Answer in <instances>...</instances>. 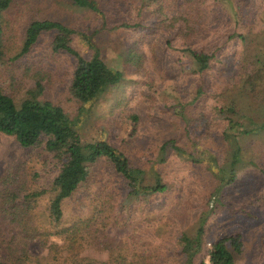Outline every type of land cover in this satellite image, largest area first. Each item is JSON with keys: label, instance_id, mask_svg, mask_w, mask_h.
<instances>
[{"label": "rangeland", "instance_id": "rangeland-1", "mask_svg": "<svg viewBox=\"0 0 264 264\" xmlns=\"http://www.w3.org/2000/svg\"><path fill=\"white\" fill-rule=\"evenodd\" d=\"M96 1L100 12L74 7L67 0H12L2 19L5 56L0 62V85L11 93L14 78L17 81L26 77V68L31 73L37 66L43 68L45 74L49 72L48 78L51 79L46 96L70 111L84 143L107 139L138 165L148 169V159L155 157L159 139L160 125L156 116H160L159 111L166 110L167 105L170 112H174L179 108V97L189 100L195 89L190 79L180 71L176 54L174 56L163 48L161 50L159 39L163 37L160 34L158 38L151 34V29L139 28L135 24L140 20L138 17L132 20L134 23L130 28L118 27L117 23L127 22V17L112 7L111 0ZM257 15L264 17V8L260 7ZM213 16L214 22L210 20L206 29L218 33V36L223 31L230 35L247 34V29L240 23H230L225 17ZM33 19L57 20L68 27L84 30L99 47L105 64L122 71L123 79L82 107L74 106L63 95L74 60L71 56L51 50L53 33H42L27 54L17 61L11 60L20 51L26 27ZM150 22L149 19L145 24ZM257 27L254 25L252 30L255 31ZM231 40L232 37L224 47L230 51L209 71V79L214 86L210 89L211 105L224 106L237 90L248 89L247 83L241 80L243 71L238 67L239 52L247 46L242 41ZM174 44L179 46L180 41L176 40ZM86 46L81 39L76 42L79 50H86ZM233 48L235 53L231 54ZM251 50L245 54L250 55ZM27 77L32 79L29 74ZM22 82L13 85L17 94L13 91L11 94L18 97L24 92V85L27 86L28 81ZM203 108L202 100L198 108H191L190 113H185L188 110L186 107L178 130H184L192 117L205 114ZM243 108L253 110L248 104L246 109L245 105ZM133 114L137 115L139 126L134 133L129 127V117ZM135 136L137 141H133ZM248 145L252 151L248 149L245 156L248 167L243 171L244 175L235 184H213L215 180L207 174L206 168L219 172V150L222 151V148L215 141L212 142L207 131H194L191 148L181 154L170 150L171 154L164 164H160L159 159L155 161L167 190L134 205L123 206L120 204L127 193V186L114 171L110 160L101 157L88 167L85 179L62 206L66 220L75 219L87 214L95 205L96 193L102 192L104 201L114 204L104 233L112 240L110 249H100V242L105 240L100 237L83 238L77 252L66 251L63 239L58 236L51 237V247L43 246L38 238H23L19 228L13 229V225H6V221H3L0 223V254L5 259L11 256L12 259L19 258L28 263L70 264L71 257H75V261L81 263L118 264V257L121 261L125 259L124 263L174 264L173 246L177 239L182 233L192 234L203 216L206 220V247L221 236L237 238V247L230 240L226 241L235 264H264V136H251ZM207 146L211 151L206 149ZM213 154H216L219 162L213 161ZM18 164L26 170L23 177L27 183L36 189L46 187L60 167L57 159L43 148H23L12 136L0 133V175ZM222 178L226 180L227 176L222 175ZM213 188L216 191L211 193ZM49 197V193L40 197L39 205L34 210L35 217L40 220L44 219ZM96 206H100L99 203ZM97 240L98 244L95 243ZM11 241H15L18 248H25V251L16 257L9 255ZM206 262L210 263L208 256L200 264Z\"/></svg>", "mask_w": 264, "mask_h": 264}, {"label": "trees", "instance_id": "trees-1", "mask_svg": "<svg viewBox=\"0 0 264 264\" xmlns=\"http://www.w3.org/2000/svg\"><path fill=\"white\" fill-rule=\"evenodd\" d=\"M67 1L80 9L100 12L96 0ZM111 2L112 7L117 8L118 13L124 14L128 19L127 22L117 23L118 27L128 29L133 26L132 20L138 17L140 20L135 24L139 28L147 27L148 30L151 29V34L158 38L159 34L163 37L159 39L161 50L163 48L174 56L176 54L180 71L190 79L195 91L189 100L185 101L179 97V108L174 112H170L169 105L165 106L166 110L159 111L160 116H156V121L160 125L157 152L153 159H148L149 168L146 169L107 139L84 143L70 111L46 96L51 79L48 78L49 72L45 74L43 68L37 66L32 73L26 68L24 70L26 77L17 81L14 78L10 88L11 93L15 94L17 93L13 85L28 81V85H24V92L18 97L0 85V133L12 136L23 148H43L60 163L53 180L40 189L33 188L27 183L23 177L26 170L21 164L0 175V223L6 221V225L14 226L13 229L19 228L23 238H38L43 246L51 247V237L58 236L63 239V245L69 252H77L80 240L89 237L105 238L100 242L102 243L100 249L111 248L112 240L104 233L110 222V212L114 204L111 201L105 202L102 192L96 193L95 205L91 206V210L75 219L66 220L62 206L85 179L88 167L99 158L105 157L110 160L114 171L127 186V193L120 206L134 205L167 190L155 161L159 159V163L164 164L171 154L170 150L181 154L191 148L194 131L198 133L207 131L212 142L215 141L222 148V151L219 150L221 152L219 172L215 173L206 168L207 174L209 173L215 180L213 184H235L248 167L245 156L249 150L252 151L248 145L249 138L264 136V17L257 15L260 7L264 8V0H111ZM11 3L12 0H0V62L5 56L3 13ZM213 15L225 17L230 23H240L247 29V34L230 35L223 31L218 36V33L207 30L211 21L214 22ZM149 19L150 24H145ZM254 25L258 26L255 31L252 30ZM42 33H53L51 42L53 52L64 53L74 60V67L63 93L74 106L82 107L106 88L123 79L122 71L105 64L99 47L84 30L68 27L57 20H31L25 30L22 47L11 60L17 61L27 54ZM206 33L209 34L208 39ZM231 37L232 40L242 41L247 46L239 52L238 67L243 71L244 76L241 80L247 83L248 89L244 87L237 90L236 94L227 99L228 102L224 106L211 105L210 89L214 86L209 79V71L230 51L224 47ZM78 39L86 43V50H79L76 47ZM176 40L180 41L179 46L174 44ZM248 50L253 52L250 51V55H246ZM231 52L234 54L235 48ZM18 67L21 68L20 65ZM28 74L32 79L29 80ZM14 82L17 84H13ZM201 100L205 114L198 118L192 117L193 120L184 126V130L179 131L180 118L182 119L186 107L189 111L185 113H190L191 108H198ZM247 104L253 107L252 111L244 110L243 107L245 105L246 109ZM129 119L131 122L129 127L134 133V129L138 130L139 127L138 117L133 114ZM164 139L166 140L163 142ZM133 141H137L136 136ZM206 149L211 151L208 146ZM215 155L213 154L212 158L217 163L219 160ZM222 175H226L227 179L222 178ZM215 189L210 192L214 193ZM45 193H49L50 197L44 219L40 220L35 217L34 210L39 205L40 197ZM227 194L228 192L225 195ZM97 203L100 206H96ZM205 221V217L202 216L192 234L182 233L177 239L173 246V260H176L174 264H200L206 256L209 257L211 264H235L226 241L230 240L237 247V238L221 236L206 247ZM95 243L98 244L99 240ZM10 249L9 255L13 257L25 251L23 247L18 248L15 241H11ZM71 259L70 264H91L75 261V257ZM117 261L118 264H133L124 263L125 259L121 261L118 257ZM0 264L51 263L42 261L28 263L19 258L12 259L11 256L5 259L0 254Z\"/></svg>", "mask_w": 264, "mask_h": 264}, {"label": "built area", "instance_id": "built-area-1", "mask_svg": "<svg viewBox=\"0 0 264 264\" xmlns=\"http://www.w3.org/2000/svg\"><path fill=\"white\" fill-rule=\"evenodd\" d=\"M205 264H211V263H209V262H206Z\"/></svg>", "mask_w": 264, "mask_h": 264}]
</instances>
